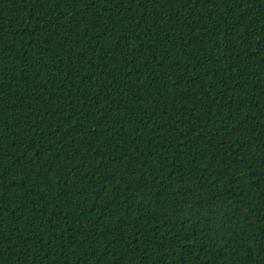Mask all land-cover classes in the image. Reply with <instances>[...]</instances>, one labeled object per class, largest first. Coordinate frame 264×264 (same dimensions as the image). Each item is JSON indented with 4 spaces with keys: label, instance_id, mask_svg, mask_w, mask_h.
<instances>
[{
    "label": "trees",
    "instance_id": "trees-1",
    "mask_svg": "<svg viewBox=\"0 0 264 264\" xmlns=\"http://www.w3.org/2000/svg\"><path fill=\"white\" fill-rule=\"evenodd\" d=\"M0 264H264V0H0Z\"/></svg>",
    "mask_w": 264,
    "mask_h": 264
}]
</instances>
